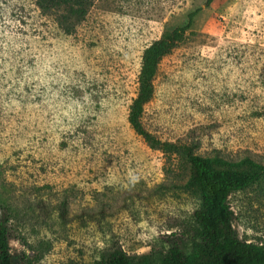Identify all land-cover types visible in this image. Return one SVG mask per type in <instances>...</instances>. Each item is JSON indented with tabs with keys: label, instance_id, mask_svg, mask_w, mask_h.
<instances>
[{
	"label": "rangeland",
	"instance_id": "374dc122",
	"mask_svg": "<svg viewBox=\"0 0 264 264\" xmlns=\"http://www.w3.org/2000/svg\"><path fill=\"white\" fill-rule=\"evenodd\" d=\"M206 1L95 0L68 35L34 0H0V208L17 264L165 254L166 236L199 227L187 159L129 123L145 50L197 9L143 125L198 156L264 165V0ZM229 202L240 238L264 244V183Z\"/></svg>",
	"mask_w": 264,
	"mask_h": 264
},
{
	"label": "trees",
	"instance_id": "16d2710c",
	"mask_svg": "<svg viewBox=\"0 0 264 264\" xmlns=\"http://www.w3.org/2000/svg\"><path fill=\"white\" fill-rule=\"evenodd\" d=\"M95 0H34L42 16L51 17L65 34H73L86 18ZM214 0H207L209 6ZM201 9L188 16L181 27L166 26L159 40L144 52L138 78L139 89L129 114V123L148 145L165 155L185 157L190 164L189 191L198 194L201 205L194 212L198 228L193 234L182 232L166 236L169 249L165 254H128L116 246L96 264H264V244L240 238L234 221L235 213L229 199L235 192L249 189L258 182L264 183V165L250 159L234 164L220 157L195 155L190 146L161 142L149 133L142 122L144 108L154 96V80L162 59L184 42ZM192 33V32H191ZM237 167H246L240 171ZM13 210L9 205L0 208V264H17L11 249Z\"/></svg>",
	"mask_w": 264,
	"mask_h": 264
}]
</instances>
